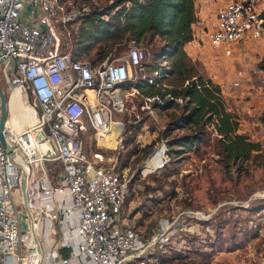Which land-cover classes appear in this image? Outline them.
<instances>
[{
  "label": "built area",
  "instance_id": "2783aa9c",
  "mask_svg": "<svg viewBox=\"0 0 264 264\" xmlns=\"http://www.w3.org/2000/svg\"><path fill=\"white\" fill-rule=\"evenodd\" d=\"M263 9L260 0H228L201 42L230 57L264 39ZM78 13H67L60 0H0L3 135L11 147L5 152L0 142V264H39L41 253L44 264H69L77 257L89 264H145L173 235L168 228L142 233L122 216L135 173L120 167L118 153L127 99L137 94L122 86L134 81L132 68L141 66L145 50L131 42L125 55L98 65L74 59L62 47L59 27L66 29ZM235 74L232 86L238 87L244 74ZM14 91L33 113L21 129L11 120ZM169 102L184 99L145 95L141 108ZM87 135L95 149H86ZM169 160L161 138L136 172H154Z\"/></svg>",
  "mask_w": 264,
  "mask_h": 264
},
{
  "label": "rangeland",
  "instance_id": "374dc122",
  "mask_svg": "<svg viewBox=\"0 0 264 264\" xmlns=\"http://www.w3.org/2000/svg\"><path fill=\"white\" fill-rule=\"evenodd\" d=\"M92 1L60 0L67 13H77L83 5L87 9ZM260 3L263 7L264 0ZM216 9L217 6L210 10L212 16L207 20L202 37L214 28ZM71 27L76 25H67L66 29L59 27L61 41L67 43L66 49ZM201 44L198 57L192 61L197 63L199 72L220 86L228 108L239 117V131L250 141L259 142L261 149L254 152L250 160L229 169L217 154L216 136L210 133V140L198 151L175 158L174 162L154 172H136L160 143V133L169 112L140 108L136 102L139 99L131 95L123 118L126 128L128 125L137 133L133 143L123 142L118 158L119 165L127 159L126 167L135 174L129 184L122 216L127 224L145 234L170 229L173 246H187L191 250L198 247L199 251L211 253V264H264V39L241 46L230 57L217 53L204 42ZM132 45L130 42L127 49L108 60L125 55ZM162 45L163 40L156 38L150 45V54L140 46L146 51L144 62L152 60L153 52ZM141 69L132 68L133 80L145 76ZM238 70L243 71L244 76L240 86L233 87ZM174 80L171 77L170 81ZM15 115L18 116V110ZM148 145L151 149L147 155L127 157L130 147L141 149ZM85 146L87 150L96 148L88 135ZM166 166L177 173L167 176ZM206 220L212 222L211 225ZM186 240L194 242L189 244ZM172 263L177 264V261Z\"/></svg>",
  "mask_w": 264,
  "mask_h": 264
},
{
  "label": "trees",
  "instance_id": "16d2710c",
  "mask_svg": "<svg viewBox=\"0 0 264 264\" xmlns=\"http://www.w3.org/2000/svg\"><path fill=\"white\" fill-rule=\"evenodd\" d=\"M260 17L264 27V9ZM196 21L195 0H94L87 9L86 5L81 6L79 13L67 22V25H76L70 29L68 49L74 59L98 65L110 56H118L130 42L145 47L150 54L153 41L156 38L163 40L162 47L153 52V59L143 61L140 66L145 71V78L130 80L123 89L137 91L135 96L139 100L136 102L140 108L145 95L171 93L184 99L182 104L169 102L155 106L159 111L169 112L160 133L168 146L170 160L167 165L175 158L198 151L213 133L217 154L231 169L250 160L261 145L239 131V117L228 108L220 86L199 72L197 63L187 55L185 45L193 40L192 26ZM66 44L63 43V49ZM262 68L264 70V65ZM171 77L175 80L170 81ZM136 133L127 125L124 143H133ZM150 149L151 145L141 149L130 147L127 157L133 154L145 156ZM127 161H121L120 167L128 165ZM166 170L167 176L177 173L167 166ZM211 223L208 221L207 224ZM171 242L172 238L157 246L145 264H173V261L177 264H211V253L199 251L198 247L194 250L187 246L175 247Z\"/></svg>",
  "mask_w": 264,
  "mask_h": 264
},
{
  "label": "crops",
  "instance_id": "0c3cea01",
  "mask_svg": "<svg viewBox=\"0 0 264 264\" xmlns=\"http://www.w3.org/2000/svg\"><path fill=\"white\" fill-rule=\"evenodd\" d=\"M228 0H195L197 21L193 24V40L185 45V50L191 59L198 57V48L202 47L200 38L204 28L208 25V18L211 15L210 10L217 6L214 14V20L217 10L224 5ZM264 7V6H263ZM248 42L247 44H249ZM246 44V45H247ZM204 47V45H203ZM69 264H89L85 258L77 257L70 259Z\"/></svg>",
  "mask_w": 264,
  "mask_h": 264
},
{
  "label": "bare ground",
  "instance_id": "6f19581e",
  "mask_svg": "<svg viewBox=\"0 0 264 264\" xmlns=\"http://www.w3.org/2000/svg\"><path fill=\"white\" fill-rule=\"evenodd\" d=\"M11 101L14 102L11 110V120L13 127L16 129L26 127L33 121V113H31L30 107L26 103V100L19 94L18 91H14ZM16 110H18V116L15 115ZM161 150L162 148L158 149L159 152Z\"/></svg>",
  "mask_w": 264,
  "mask_h": 264
},
{
  "label": "water",
  "instance_id": "95a60500",
  "mask_svg": "<svg viewBox=\"0 0 264 264\" xmlns=\"http://www.w3.org/2000/svg\"><path fill=\"white\" fill-rule=\"evenodd\" d=\"M0 109H1V111H0V142H1L5 152H10L11 147L6 143V141L4 139V135H3V127H4L5 118H6V99H5V95L3 94V91L1 89V86H0ZM25 188H26V180L23 177V179L21 181V191H22V196L24 199L25 207L27 209ZM21 216L23 218L26 217L25 214H22ZM21 225L23 228L26 227V224L24 221L21 222ZM39 264H44V258H43L42 253L40 254Z\"/></svg>",
  "mask_w": 264,
  "mask_h": 264
}]
</instances>
